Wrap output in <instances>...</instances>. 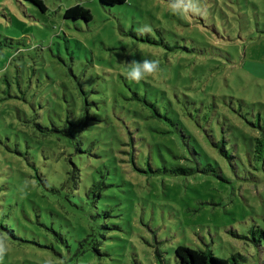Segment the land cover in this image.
Masks as SVG:
<instances>
[{
    "label": "rangeland",
    "instance_id": "obj_1",
    "mask_svg": "<svg viewBox=\"0 0 264 264\" xmlns=\"http://www.w3.org/2000/svg\"><path fill=\"white\" fill-rule=\"evenodd\" d=\"M39 1L44 11L30 0H0V39H18L0 44V77L7 76L8 91L28 88L36 96L39 86L56 98L80 82L134 134L132 122L138 118L127 106L137 108L138 102L125 100L137 93L178 125H187V147L203 149L193 157L187 153V169L195 173L179 176L137 171L135 166L145 168L142 148L131 165L108 155L103 169L108 186L93 214L95 223L110 220L103 224L114 228L94 251L78 257V264H176L178 245L208 249L219 259L241 255L240 264H262L263 247L245 237L255 226L264 229V0H124L111 7L99 0ZM77 4L90 11L89 21L63 18ZM144 60L155 61L159 70L138 82L129 79L132 62ZM28 78L32 87L25 84ZM6 86L0 81L2 98ZM183 99L187 116L180 111ZM167 101L179 118L165 109ZM12 105V99L0 102L1 135L15 130ZM208 106L213 112L206 123ZM97 126L102 135L109 128L107 122ZM208 135L226 140V155L209 145ZM151 144L146 149L154 154L160 149L171 165L166 148L175 150L174 143ZM4 147L0 182L8 183L3 191L9 195L18 172L16 166L7 171L14 157ZM36 189L34 194L22 185L9 196L0 224L12 226L21 241L0 228V264H51L41 255L47 249L37 245L50 244V228L76 245L93 215L80 202L71 206ZM107 210L111 218L102 217Z\"/></svg>",
    "mask_w": 264,
    "mask_h": 264
},
{
    "label": "trees",
    "instance_id": "obj_2",
    "mask_svg": "<svg viewBox=\"0 0 264 264\" xmlns=\"http://www.w3.org/2000/svg\"><path fill=\"white\" fill-rule=\"evenodd\" d=\"M30 1L42 11L45 10L41 1ZM99 2L103 6L111 7L122 4L124 0H99ZM63 18L89 21L91 14L88 9L77 4L66 9ZM2 39H0V44L18 40L15 37L7 36ZM20 67L24 68V66ZM0 81L7 84V88L1 90L5 93V97H0V102L12 99L14 105L9 108L16 110L15 116L13 111L11 112V118L16 117L13 118L15 130L0 134V146H5V151L14 157L11 158L10 164L5 165L7 171L12 173L13 167L16 166L18 172L13 184V191L9 195L3 191L7 189L8 183L0 182V220L4 217V208L8 205L9 196H16L22 185L24 188L32 190L34 194L37 193L36 188L38 187L43 192L42 197L46 195L58 197L71 206H77V203L80 202L82 209L85 210L86 206L88 211L93 214V210H98L97 201L102 198V192L108 186L106 179L108 174L103 171L106 168L108 155L116 158L117 162H127L131 165L134 164L135 157L142 148L145 149V155L147 153V157L142 163L145 168L134 167L141 173H165L175 176L195 173L193 169H187V153L193 157L203 150L202 146L199 144L197 149L193 146L187 147V138H189L187 125H178L177 119H171L166 113H162L155 101H149L145 97L139 98L137 93H134L135 95L131 99L125 100L127 103L133 102V100L138 102V109L127 106L129 115L138 118L132 122V128L136 133L134 134L130 127H127L128 124L125 121L117 122L114 118L113 121L105 108L100 107L96 98L89 96V92L80 82H77L76 86L73 85L71 90L65 89L62 97L55 98L51 95L50 89L39 91V86L33 87L36 96L35 94L30 95L27 92L28 88L23 89L22 87H19V92L15 91L13 94L11 93L12 89L11 92L8 91L10 83L7 76H1ZM29 81H31L30 78L26 80L25 84L27 87H32L31 82L29 86ZM35 81L39 83L37 79ZM184 96L187 98L186 94ZM187 99L189 100V98ZM180 101H182L180 102V111L186 110L185 116H187V100ZM166 103H164L165 109H173L175 111L173 114L179 118L178 113L180 112L173 108L171 102L167 101ZM191 104L194 102L192 101ZM212 112L211 106H208L203 116L206 123ZM106 122L109 124V128L102 135L100 130H97L99 129L97 124ZM251 127L253 128V126ZM207 131L209 130L205 132ZM262 131L264 132V129ZM208 137L211 143L209 145L218 148L221 153L227 154L225 139L216 142L211 135ZM161 141L175 145V150L166 148L170 156L169 159L172 160L171 165H168L167 159L160 149L157 154H154L151 149H146V146L152 145L151 143L154 142H157L158 147L163 146ZM119 154L124 155L125 159H121ZM92 158L96 160L95 164ZM27 181H32L34 184ZM108 198H111L110 194ZM110 213L107 210L102 217L111 218ZM97 215L99 216V213ZM88 218L90 221L82 229V237L79 238L76 245H71L57 229L50 228L54 234L53 240H49L50 244H37L39 248L47 249V252H42L41 255H48L49 259L53 261L51 264H65L67 260H70L72 264H78V257L89 251H94L105 237L106 232L114 228L113 224H103L110 220L95 223L94 214L88 215ZM0 228L6 230L15 240L21 241L12 226L0 224ZM97 232L101 238L96 236ZM249 233L251 237H245L246 240L254 245L259 243V247H263L261 253L264 258V246L262 245L264 244V229L255 226ZM31 243L35 244L33 240ZM173 257L176 264H240V260L244 259L241 255L219 259L208 249H194L184 245H178L175 248ZM261 263L264 264V261Z\"/></svg>",
    "mask_w": 264,
    "mask_h": 264
},
{
    "label": "clouds",
    "instance_id": "obj_3",
    "mask_svg": "<svg viewBox=\"0 0 264 264\" xmlns=\"http://www.w3.org/2000/svg\"><path fill=\"white\" fill-rule=\"evenodd\" d=\"M147 30V29H144ZM158 64L155 61L144 60L142 62L133 61L127 71V77L133 81H140L147 74L158 71Z\"/></svg>",
    "mask_w": 264,
    "mask_h": 264
}]
</instances>
